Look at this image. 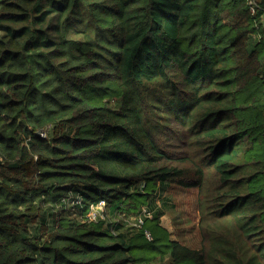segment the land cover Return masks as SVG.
<instances>
[{
	"label": "trees",
	"instance_id": "16d2710c",
	"mask_svg": "<svg viewBox=\"0 0 264 264\" xmlns=\"http://www.w3.org/2000/svg\"><path fill=\"white\" fill-rule=\"evenodd\" d=\"M256 1L0 0V264H264Z\"/></svg>",
	"mask_w": 264,
	"mask_h": 264
},
{
	"label": "rangeland",
	"instance_id": "374dc122",
	"mask_svg": "<svg viewBox=\"0 0 264 264\" xmlns=\"http://www.w3.org/2000/svg\"><path fill=\"white\" fill-rule=\"evenodd\" d=\"M198 197L196 189L190 192L175 191L173 193L167 214L162 219V225L169 230L172 239L181 234V236L188 238V243L191 245H197L201 242V235L196 225L200 221V214L197 209ZM192 225L195 228L191 231Z\"/></svg>",
	"mask_w": 264,
	"mask_h": 264
},
{
	"label": "built area",
	"instance_id": "2783aa9c",
	"mask_svg": "<svg viewBox=\"0 0 264 264\" xmlns=\"http://www.w3.org/2000/svg\"><path fill=\"white\" fill-rule=\"evenodd\" d=\"M248 5L250 8V12L253 15H255L257 13L258 9L260 8V6L256 0H248ZM40 135H41V137H47L46 133H41ZM101 204H103V202ZM99 210H100V214H99ZM101 211H102V207L95 209L94 211H92L89 214V219L96 220L101 215ZM147 215H149V213H147L145 211L144 214H142L141 216L134 218L133 224L137 227L142 228L144 223H145L144 216H147ZM145 235H146V238L148 240H150V241L153 240V234L151 233V231L145 230Z\"/></svg>",
	"mask_w": 264,
	"mask_h": 264
}]
</instances>
